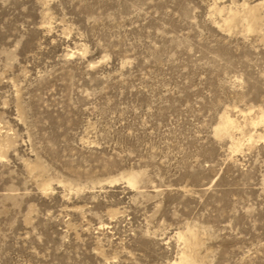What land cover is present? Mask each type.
<instances>
[{
  "label": "rangeland",
  "instance_id": "obj_1",
  "mask_svg": "<svg viewBox=\"0 0 264 264\" xmlns=\"http://www.w3.org/2000/svg\"><path fill=\"white\" fill-rule=\"evenodd\" d=\"M0 264H264V0H0Z\"/></svg>",
  "mask_w": 264,
  "mask_h": 264
},
{
  "label": "bare ground",
  "instance_id": "obj_2",
  "mask_svg": "<svg viewBox=\"0 0 264 264\" xmlns=\"http://www.w3.org/2000/svg\"><path fill=\"white\" fill-rule=\"evenodd\" d=\"M224 125H225V128L223 129V131L225 132L226 130H229L231 128L232 121H230L229 119H225Z\"/></svg>",
  "mask_w": 264,
  "mask_h": 264
}]
</instances>
